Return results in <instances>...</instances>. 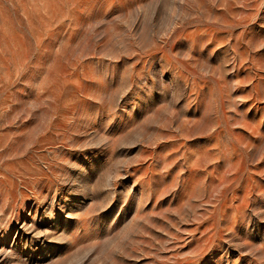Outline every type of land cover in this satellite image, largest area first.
<instances>
[{
  "label": "rangeland",
  "instance_id": "rangeland-1",
  "mask_svg": "<svg viewBox=\"0 0 264 264\" xmlns=\"http://www.w3.org/2000/svg\"><path fill=\"white\" fill-rule=\"evenodd\" d=\"M0 264H264V0H0Z\"/></svg>",
  "mask_w": 264,
  "mask_h": 264
}]
</instances>
